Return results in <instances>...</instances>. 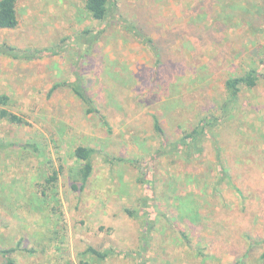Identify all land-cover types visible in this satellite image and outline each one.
I'll use <instances>...</instances> for the list:
<instances>
[{
	"label": "rangeland",
	"instance_id": "374dc122",
	"mask_svg": "<svg viewBox=\"0 0 264 264\" xmlns=\"http://www.w3.org/2000/svg\"><path fill=\"white\" fill-rule=\"evenodd\" d=\"M189 1L115 0L122 15L146 18L154 37L167 29L182 32V51L189 61L183 69L185 78L175 73L174 58L179 51L174 46L164 55L173 70L161 75L159 88L153 89L149 80L156 58L125 31L118 12L96 41L82 34L85 29L100 27L84 11V0H18L19 26L0 29V44L30 54L40 49L43 52L27 59L0 54V96L8 97L7 103H0V110L26 121L18 124L0 117V246L21 244L13 254L17 264H63L68 260L78 264H207L202 253L208 252L207 239L212 235L209 222L219 217L229 221L223 239L236 245L245 244L243 234L249 222L264 234L263 153L237 155L251 145L255 151H264V25L249 26L241 11L232 10L236 6L244 11V5L251 6L257 0H225L226 5L219 2L210 11L202 36L186 25L193 16L186 6ZM202 9H206L205 4ZM217 16L219 20L213 24ZM86 54L91 65L81 64ZM249 65L257 66L261 77L254 88L242 87L237 114L227 131L230 141L243 139L236 148L231 145L228 154L232 161H239L234 166L244 164L243 168L234 167L233 176L245 191L248 211L256 208V216L250 219L237 193L223 188L217 200L210 187H203L218 174L214 169L216 148L212 149L211 143L193 159L181 153H158L163 147L153 129L156 115L168 136L179 138L178 123L189 126L200 110L205 113L215 108L221 101L225 79ZM112 73L117 80L109 78ZM77 74L82 75L101 107L111 133L98 114L85 113L84 104L64 84ZM57 83L62 84L51 90ZM31 143H36L39 151L29 146ZM80 144L97 149L92 181L84 191L74 190L72 182L61 175L60 201L52 199L55 207L43 205L36 183L52 166L76 164L73 151ZM118 157L126 162L118 161ZM189 180L183 195L192 194L196 199L191 206L199 207L204 215L199 223H190L181 214L189 211L187 206L174 199L176 184ZM153 194L162 211L157 210V215L148 203L149 215L156 214L159 223L149 233L150 239L154 235V244L146 250L141 236L147 228L143 220L149 216H141L140 197L148 200ZM226 203L230 216H223L221 211ZM38 204L43 216L36 210ZM177 206L176 226L173 215L166 220L165 214L170 215V209ZM125 207L139 211L138 218L131 217ZM88 245L100 251L111 249V253L100 260L85 252ZM232 260L233 254L225 251L221 259L208 264ZM4 261L0 255V264Z\"/></svg>",
	"mask_w": 264,
	"mask_h": 264
},
{
	"label": "trees",
	"instance_id": "16d2710c",
	"mask_svg": "<svg viewBox=\"0 0 264 264\" xmlns=\"http://www.w3.org/2000/svg\"><path fill=\"white\" fill-rule=\"evenodd\" d=\"M219 2L223 5H226L225 0H210L209 2H207L206 0H190L186 6L187 9L191 11V14L193 13V16L186 22V25H189L191 27L193 26V28L195 29L194 32L202 36V34H204L205 32V22L210 19V11L213 10L219 4ZM204 4L206 5V9L203 11L202 6ZM243 7L244 11L243 9L237 10L236 6H234L232 10L241 11L240 15H242L245 20H247L249 26H255V24L264 25V5L261 6V0L251 2V6L244 5ZM83 8L86 14L92 19L99 22L100 25V27H97V29L83 30L82 34L84 36H87L86 38H88V40H92V38H94V40L98 41L100 36L105 32L108 23L111 22L112 17L115 16V13H119L117 2H115V0H84ZM139 8H141L140 5ZM251 13L255 15L252 16ZM219 17L220 16L214 18L213 24H216L215 22H218ZM249 19L251 20V22L248 21ZM118 20L122 23L123 28L128 34H130L131 37L139 40L144 46L149 49L148 51L155 56L156 60L154 61V67L151 68L152 80H149V83H151L150 86H152L153 89H157V87L159 88L158 83L161 82L159 81L161 75H167V73L171 71L172 67L170 66L169 58H164V55L168 54V52L174 46L177 47L179 51V55L174 58V63L177 66V69H175V73H177L179 77L185 78L186 71L183 72V69L185 67V64H189V61L185 56L186 52L184 53L182 51V48H185L183 45L185 41L182 32L178 30L173 31L167 29L164 32H160V35L154 37L151 34L153 32V28L144 17L142 18L141 16H133V18H131L129 13L128 16L119 13ZM19 23L20 20L18 12V0H0V28L16 29L19 26ZM183 31H186V29L183 28ZM44 50L47 51L48 49ZM29 52L30 51H25L24 49H20L7 43L0 44V54H5L16 59L36 58L41 54V52H43V49L37 50V52L32 51V54H30ZM91 61L92 60H90L89 54H86L83 56L81 64L91 65ZM262 63L264 64V58L262 59ZM77 75L78 76H76L72 81H66L64 84L70 86L77 98L84 104V106L86 107L85 113L87 115L98 114L99 118L103 121V125H106V127L108 128V132L111 133L108 122L106 121V116H104V114L101 112V107L98 105L94 97L89 93L82 75ZM260 77L261 74L259 73L258 67L254 65H249L247 68H244L240 74L228 76L225 79V86L223 88V95L221 96L220 103L215 105V108L211 107V110H208V112L203 113V110H200V112H198L189 126H187L186 123L185 125L183 123H178V127L180 128L181 132L179 138L175 139L169 137L167 134V129L164 127L160 119L156 115H153V129L159 137L161 147H163V150L157 149L158 153H181V156H183L184 158L186 157L189 159H193V157H200L204 153L205 148L207 147L205 146V144L207 143H211L212 149L216 148V161L214 163V169L217 170L218 174L217 177L212 180V182L209 181L211 183L208 184V182H205L203 187H210L212 190L210 194L213 193L214 198L217 200H220L223 188L237 193V195L243 201V210L248 212L249 219L256 216V208L252 207L251 211H248L246 205L247 196L245 194V191H243L242 188L236 185L233 176L234 167L240 166V168H243L244 164L234 166L235 163L239 161H232L233 159H230L231 156L228 154V151L231 149V147L233 146L236 148L238 146V142H243V139L237 137L236 142L233 138L232 141H230V134L228 133L227 128L228 123H231L233 118L237 114L242 87L245 86L248 88H254L258 85ZM109 78L117 80L116 76L113 73L109 76ZM141 81H143V79H141ZM61 84L62 83H57L52 87L51 90L56 89ZM7 101V96H0V103L5 104L7 103ZM168 104L171 105V103L169 102ZM0 117L6 118L9 121L18 124H25L26 122L22 117L11 113L6 109L0 110ZM31 144L32 145H28L32 146L35 151H39V146L36 143ZM225 151H227V153ZM239 151L240 152L237 155L244 154L246 156V154H249V152L259 155V153L261 152L263 154H260L264 156V151L262 149L255 151L252 145ZM96 154L97 149L95 147L91 145L80 144L76 146L73 151V157L76 164L70 165L68 167L67 163H61L58 168L52 166L53 168L51 171L43 173L42 181H38L36 183L39 193L37 194V196L40 199V203L47 207L52 204V206L55 207L52 199L55 201H60L58 182L61 175L66 176V179L72 182V188L74 190L79 189L80 191H84L85 187L92 179L95 171ZM245 158L246 157H244V162ZM44 159L47 162H51V159L47 156H44ZM117 160L126 162V159H124L123 157H118ZM130 161L133 162V159ZM251 165L247 166L252 169ZM143 170H145L144 167ZM242 181L245 183L244 178H242ZM189 182L191 181L189 180L184 182L183 184H176L173 190V194L175 195L174 199L175 202H180L182 206H187V210L189 211H186L187 213L185 211H181V214L190 219V223H199L201 217L204 215L200 211L199 207L195 208L191 206V203L196 202V199L192 194L183 195L189 185ZM23 185H27V183L25 182L23 183ZM248 196H250V194H248ZM154 199V194L151 199L148 200H143V198L140 197V208L144 210L141 216L144 215L150 217H147V219L143 220V223H145V226L147 228L141 236L143 246L146 247V250H148L154 244L153 242L151 243V239H154V235L152 234L150 239L149 233L152 232L153 229H156L155 225L158 222V220L156 219V216L158 215L157 210L162 211L158 208V205L154 202ZM148 203L151 204V208L154 210L153 212H155L157 215L155 214L153 217L149 215L148 208L150 209V206L148 205ZM33 207L35 208L34 205ZM170 207H172V205H170ZM224 207L225 208L221 209V211L223 212V216H230L231 210L229 209L228 204L226 203ZM171 209L170 215H166L164 213L165 217H167L166 220L168 218L175 219L174 221L176 224L174 225L177 226L179 222L178 219H176L178 218L176 214H179L178 206L177 209L175 208V210ZM36 210L38 211L39 215L43 216L44 211L41 210L39 204ZM124 210L131 217H134L136 219L140 214L139 211H134L129 207H125ZM171 215H173L172 218ZM219 218L217 220L215 219L216 221H214V223L212 224L209 222V227L212 230V235L207 239L208 252L202 253V258L205 260V263L208 264L210 260L221 259L223 253L227 251L233 254V260L227 264H264V234H260L255 226H250L251 224L249 222L248 228H246L247 230L243 234L245 237V244L236 245L235 243H228L223 239L222 233L228 226L229 221H221V219ZM231 218L232 217H229L228 219ZM58 239L59 238L57 237V240ZM157 241L159 246H161L159 240ZM20 247V243L13 247L0 246V255H2L5 259L4 264H17V261L13 257V254ZM85 252H89L94 256H97L101 260L107 258L110 255L111 249L100 251L96 247L88 245ZM63 264L78 263H75L72 260H68ZM139 264L145 263L140 262Z\"/></svg>",
	"mask_w": 264,
	"mask_h": 264
},
{
	"label": "crops",
	"instance_id": "0c3cea01",
	"mask_svg": "<svg viewBox=\"0 0 264 264\" xmlns=\"http://www.w3.org/2000/svg\"><path fill=\"white\" fill-rule=\"evenodd\" d=\"M0 29H6V28H0Z\"/></svg>",
	"mask_w": 264,
	"mask_h": 264
}]
</instances>
